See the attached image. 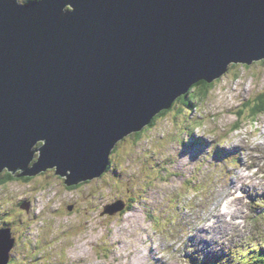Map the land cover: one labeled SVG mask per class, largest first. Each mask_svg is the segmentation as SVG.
<instances>
[{
	"label": "water",
	"instance_id": "water-1",
	"mask_svg": "<svg viewBox=\"0 0 264 264\" xmlns=\"http://www.w3.org/2000/svg\"><path fill=\"white\" fill-rule=\"evenodd\" d=\"M262 59L264 0H0V174L99 178L195 84Z\"/></svg>",
	"mask_w": 264,
	"mask_h": 264
},
{
	"label": "rangeland",
	"instance_id": "rangeland-1",
	"mask_svg": "<svg viewBox=\"0 0 264 264\" xmlns=\"http://www.w3.org/2000/svg\"><path fill=\"white\" fill-rule=\"evenodd\" d=\"M213 83L208 95L193 97V107L181 98L154 125L122 140L99 178L73 187L48 169L1 185L0 224L15 238L8 264H219L230 256L241 264L239 251L250 258L264 249V180L257 179L264 173V112L252 115L264 95V60L232 64ZM240 169L258 185L253 198L250 190L230 198L241 186ZM122 199L121 212L102 214ZM227 199L237 201L228 214L235 225L228 234L221 225L224 247L210 249L209 234L195 235L196 227L221 219Z\"/></svg>",
	"mask_w": 264,
	"mask_h": 264
},
{
	"label": "trees",
	"instance_id": "trees-1",
	"mask_svg": "<svg viewBox=\"0 0 264 264\" xmlns=\"http://www.w3.org/2000/svg\"><path fill=\"white\" fill-rule=\"evenodd\" d=\"M24 1H31V0H24ZM214 86V83L212 82V83H208V82H205V81H201V82H199V83H197L196 85H194L191 89H190V92L188 93V94H185V95H183L182 97H180L179 99H185V104L186 105H188V106H191V107H193V104L191 103L192 102V99H193V97H196L197 96V98L196 99H201V97L202 96H206V95H208V93L210 92V90L212 89V87ZM196 89L198 90V91H196ZM192 91H193V94H191V96H189V94L190 93H192ZM178 99V100H179ZM258 102L256 103V105H254L253 106V110H252V115H258V114H260V113H262V112H264V95H261V96H259V100H257ZM175 103H177V102H175ZM167 112V110H164V111H162L159 115H157L156 117H155V119L153 120V122H152V124L151 125H154L155 124V122H156V120L159 118V116L161 117V115H164L165 113ZM236 126H238V124H236ZM140 134V133H139ZM138 134V135H139ZM137 135V136H138ZM13 178V176L10 174V173H8L7 171L6 172H4V173H1L0 174V186L3 184V183H5V182H7V181H9L10 179H12ZM77 185H73V187H76ZM6 222V221H5ZM56 241H58V240H56ZM53 243V242H52ZM51 248H54V246L53 247H49V251L48 252H46L47 254H49L50 256H51V253H52V251L50 252V249ZM62 249H64V248H62ZM65 250H66V248H65ZM65 250H62V256L64 255V261H65V259H66V257H67V254H66V252H65ZM263 251V252H262ZM261 253V254H260ZM262 257H264V250H260V251H258L257 252V254H256V256L254 257V259H253V261L251 262L252 264H264L263 262H264V258H262ZM261 258V259H260ZM256 260V261H255Z\"/></svg>",
	"mask_w": 264,
	"mask_h": 264
},
{
	"label": "bare ground",
	"instance_id": "bare-ground-1",
	"mask_svg": "<svg viewBox=\"0 0 264 264\" xmlns=\"http://www.w3.org/2000/svg\"><path fill=\"white\" fill-rule=\"evenodd\" d=\"M246 166V170H248L251 166L250 165H245ZM260 168V166H258V169ZM238 176H239V179H240V181L241 182H243V184L245 185L246 184V175L243 173V171L242 170H240V171H238ZM75 191V190H74ZM192 198V197H191ZM121 199H119V201H120ZM232 202H234L235 204H236V206H237V201H232ZM232 202L231 201H228V203H227V205H226V209H225V211H220V215L222 216L221 217V219H219V216L217 215V217H216V221H214V223H213V225H215V226H217L216 228H215V231H216V235L217 236H220V234H222V226L221 225H223L225 228H226V230H227V232H226V234H228L229 233V231H230V229H231V226L235 223L234 222V220L233 219H231V220H229L228 219V214L229 213H235L236 212V210L237 209H234V208H232V209H230V207H231V205H232ZM32 204V203H31ZM31 204H29V206L31 205ZM29 206H28V208H29ZM217 210H219V208H217ZM208 216V215H207ZM210 216V215H209ZM197 217V216H196ZM201 217V216H200ZM223 217L227 220V224H223V223H221V221L223 220ZM4 218H5V216H4ZM204 218H206V217H204ZM208 218V217H207ZM6 219V218H5ZM260 219V218H259ZM262 219V218H261ZM205 220V219H204ZM203 220V221H204ZM211 220V219H210ZM210 220H209V222H210ZM200 221V220H199ZM237 221V220H236ZM209 222H207L205 225H208L209 224ZM201 223V222H200ZM199 223V224H200ZM257 223V222H256ZM194 224V223H193ZM235 225V224H234ZM199 226V225H198ZM196 231L199 233V234H203V236H205V232L204 231H206V228H204L203 230H201V229H199L198 227H196ZM213 244L215 245V246H218V248H223L224 247V245H223V243H221V241L220 240H218V239H216V240H214L213 241ZM231 245V244H230ZM261 246V245H260ZM240 247V246H239ZM248 247V246H247ZM241 250V249H240ZM237 252V251H236ZM240 252V251H239ZM263 252V251H262ZM45 254H46V252H45ZM234 254V253H233ZM261 254V253H260ZM236 255V254H235ZM236 257V256H235ZM239 257V256H238ZM262 258H264V257H262ZM261 259V258H260ZM256 261V260H255ZM264 263V262H263Z\"/></svg>",
	"mask_w": 264,
	"mask_h": 264
},
{
	"label": "clouds",
	"instance_id": "clouds-1",
	"mask_svg": "<svg viewBox=\"0 0 264 264\" xmlns=\"http://www.w3.org/2000/svg\"><path fill=\"white\" fill-rule=\"evenodd\" d=\"M18 2H19V3H23V2H26V1H24V0H18ZM262 60H264V59H262ZM231 65H232V64H231ZM231 65H230V66H231ZM230 66H229V67H230ZM227 72H228V71H227ZM227 72H226V73H227ZM226 73H225V74H226ZM225 74H224V75H225ZM221 78H222V77H221ZM219 79H220V78H219ZM217 80H218V79H217ZM195 85H196V84H195ZM191 88H192V87H191ZM189 92H190V90L188 91V93H189ZM188 93H186V94H188ZM174 104H175V103H174ZM174 104H173V105H174ZM172 107H173V106H172ZM172 107H171V108H172ZM171 108H170V109H171ZM170 109H168V110H170ZM168 110H167V112H168ZM167 112H166V113H167ZM166 113H165V114H166ZM158 115H159V114H158ZM161 116H162V115H161ZM159 117H160V116H159ZM154 119H155V118H154ZM154 119H153V120H154ZM153 120H152V122H153ZM152 122H151L150 124H148L146 127H144L143 130H141V131H139V132L131 133L130 135H132V134L138 135L139 133L144 132V130H145L147 127H149V126L151 127V126H152V125H151ZM237 124H238V123H237ZM235 128L238 129V128H239V124H238V126H235ZM128 136H129V135H127L126 137H128ZM126 137H125V138H126ZM125 138H124L123 140H125ZM120 142H121V141H120ZM120 142H119V143H120ZM119 143L117 144L116 148L114 149L113 153L111 154V160H112V157L114 156L113 154L116 152V150H117V148H118V146H119ZM38 145H39V143H38ZM38 145H37V146H38ZM36 158H37V156H36ZM36 158H35V160H36ZM35 160H34V161H35ZM111 160H110V165L108 166L107 171L109 170V168H110V166H111V163H112ZM49 169H55V172H56V168H49ZM6 171H7L8 173H10V174L13 176V178L10 179V180H13V179H16V178H25L26 180H28V179H30V177H34V176H30V177H29V176H26V177L17 176V174H13V173H11L9 170H5L4 172H6ZM107 171H106V172H107ZM4 172H2V173H4ZM106 172H105V173H106ZM17 173H18V172H17ZM56 174H57V173H56ZM57 175H58V174H57ZM86 182H88V181H86ZM5 183H6V182H5ZM3 184H4V183H3ZM3 184H2V185H3ZM146 187H147V185H146ZM122 200H123V199H122ZM24 201H29V203H31L30 200H24ZM123 201H124L125 204L127 205V202H126L125 200H123ZM72 206H73V205H72ZM129 207H130V205H129ZM68 209H69V207H68ZM69 210H70V209H69ZM220 210L222 211V209H220ZM121 211H122V210H121ZM121 211H119V212H121ZM223 211H225V210H223ZM1 227H7V226L2 225V226H0V228H1ZM258 251H260V250H258ZM258 251H257V252H258ZM257 252L254 253L255 256H256ZM245 258H246V257H245ZM246 259H247V258H246Z\"/></svg>",
	"mask_w": 264,
	"mask_h": 264
}]
</instances>
